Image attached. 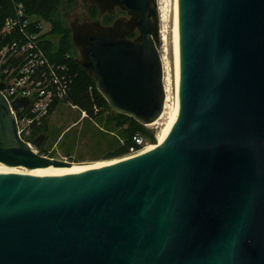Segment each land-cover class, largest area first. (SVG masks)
<instances>
[{
  "label": "water",
  "instance_id": "water-1",
  "mask_svg": "<svg viewBox=\"0 0 264 264\" xmlns=\"http://www.w3.org/2000/svg\"><path fill=\"white\" fill-rule=\"evenodd\" d=\"M112 1L141 39L92 36L85 67L114 114L150 125L167 97L156 2ZM170 12L176 109L143 156L43 155L0 91V163L92 168L0 172V264H264V0H170Z\"/></svg>",
  "mask_w": 264,
  "mask_h": 264
},
{
  "label": "rangeland",
  "instance_id": "rangeland-1",
  "mask_svg": "<svg viewBox=\"0 0 264 264\" xmlns=\"http://www.w3.org/2000/svg\"><path fill=\"white\" fill-rule=\"evenodd\" d=\"M155 2L157 22L154 39L161 56L167 55L169 61L167 87L170 96L168 110H170L176 101L170 0H155ZM74 4V9L67 14V17H64L66 26L71 30L67 36L68 39L60 40V34L54 36L53 40L50 37L51 34L44 36V39H50L53 46L62 53L71 52L77 62L78 60L81 63L87 62L86 52L83 50L84 44H79L76 40L78 36L85 34L84 32L87 33L85 34L87 37L97 35L106 37L107 34L113 33V37L141 39L140 30L136 25L138 16L124 7L112 2L105 3L97 0H74ZM33 16L44 21V34L51 31L53 25L50 20L38 15ZM86 26L88 29L82 28ZM54 111L48 118L47 129L41 130L45 139L40 153L71 163L107 162L125 158V156L131 155L147 145L157 143L159 133L169 121L168 114L155 124H142L139 129L141 133L139 136H142L145 141L139 145V149H134L128 148L126 145L130 126L129 120L126 119L125 126H119L118 122L125 119L121 113L114 114L111 106L95 120L90 119L87 114L85 117L83 115L85 112L66 101L61 102Z\"/></svg>",
  "mask_w": 264,
  "mask_h": 264
},
{
  "label": "built area",
  "instance_id": "built-area-1",
  "mask_svg": "<svg viewBox=\"0 0 264 264\" xmlns=\"http://www.w3.org/2000/svg\"><path fill=\"white\" fill-rule=\"evenodd\" d=\"M43 22L27 12L25 0H9L0 14V91L16 116L20 137L28 143L44 141L42 127L65 101L72 83L68 63L51 60L42 47ZM16 101L22 102V109L14 106ZM135 140L139 145L145 141L139 135Z\"/></svg>",
  "mask_w": 264,
  "mask_h": 264
},
{
  "label": "trees",
  "instance_id": "trees-1",
  "mask_svg": "<svg viewBox=\"0 0 264 264\" xmlns=\"http://www.w3.org/2000/svg\"><path fill=\"white\" fill-rule=\"evenodd\" d=\"M9 0H0V14L4 15L6 7H8ZM27 12L30 15H38L52 22V29L49 33L42 36V47L45 49L51 60L57 62H67L71 73L72 83L68 95L65 99L66 102L72 104L85 112L87 116L95 120L101 116L106 109L110 107L108 101L99 92L96 86V78L90 68L85 67V63L78 62L73 57L71 52H60L53 46L50 39H44V36L50 35L53 40L54 36L60 34V40L68 39L70 29L66 26L64 17L74 9V0H25ZM64 8V10H63ZM86 28V27H82ZM88 29V28H86ZM84 30V29H82ZM84 32V31H83ZM87 34L86 32H84ZM85 34L81 36L82 39L88 40ZM98 37L100 35H97ZM86 45V46H85ZM87 44L84 43V51L86 52ZM78 49V48H77ZM84 52V53H85ZM70 54V58L66 59V55ZM77 62V63H76ZM125 120L118 122L119 126L126 125V119L129 120L130 126L127 135V147L139 149L140 146L136 142L135 137L140 135L139 129L141 123L133 117L121 114ZM48 120L44 123L42 130L47 129Z\"/></svg>",
  "mask_w": 264,
  "mask_h": 264
},
{
  "label": "bare ground",
  "instance_id": "bare-ground-1",
  "mask_svg": "<svg viewBox=\"0 0 264 264\" xmlns=\"http://www.w3.org/2000/svg\"><path fill=\"white\" fill-rule=\"evenodd\" d=\"M162 60H163V65H164V82H165V90H166L167 97H166L164 111L158 120L160 121L161 119H163V117L165 115L168 116V114H169V121L162 128V131L159 133L157 143L147 145L144 148L138 150L137 152H135L131 155L125 156V158H122L120 160H125V159L128 160V159L140 157V156H143V155L157 149L158 145L160 144L162 138L164 137L165 133L167 132L169 126L171 125V123L174 119V114H175V109H176V101H175V104L170 107V110H168L169 109L170 96H169L168 87H167V80H168L167 69L169 68L168 67L169 61H168L167 55H162ZM156 122H154L152 124H155ZM152 124H150V125H152ZM120 160L113 159V160H110L107 162L114 163V162H118ZM95 168H98V167H95ZM88 169H92V168H88ZM88 169H59L57 167L50 166V167H46V168H37V169H30L29 170L27 168L10 167V166H7L3 163H0V172L15 173V174H21V175H31V176H59V175H64V174L77 173V172H81L83 170H88Z\"/></svg>",
  "mask_w": 264,
  "mask_h": 264
},
{
  "label": "flooded vegetation",
  "instance_id": "flooded-vegetation-1",
  "mask_svg": "<svg viewBox=\"0 0 264 264\" xmlns=\"http://www.w3.org/2000/svg\"><path fill=\"white\" fill-rule=\"evenodd\" d=\"M99 2V1H98ZM101 2H112L113 4H115L112 0H103V1H101ZM98 25V24H97ZM103 27H105V26H103ZM86 28H88L87 26H86ZM114 35H113V33H110V34H107L106 35V37H113ZM92 36H90L89 37V39L88 40H85V39H82L81 38V36H78V38H76V40H77V42L79 43V44H88V42H89V40H90V38H91ZM104 37V36H103ZM78 48L80 49V47L78 46Z\"/></svg>",
  "mask_w": 264,
  "mask_h": 264
},
{
  "label": "crops",
  "instance_id": "crops-1",
  "mask_svg": "<svg viewBox=\"0 0 264 264\" xmlns=\"http://www.w3.org/2000/svg\"><path fill=\"white\" fill-rule=\"evenodd\" d=\"M55 110H56V109H55ZM54 112H55V111H54ZM54 112H53V113H54ZM53 113H52V114H53ZM83 115H84L85 117H87V116H86V113H83ZM47 134H48V133H47ZM43 143H44V141H43Z\"/></svg>",
  "mask_w": 264,
  "mask_h": 264
}]
</instances>
